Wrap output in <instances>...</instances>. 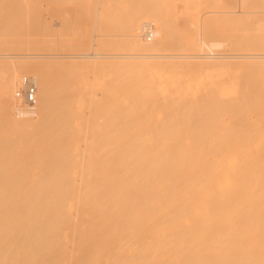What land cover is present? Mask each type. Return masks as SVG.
I'll use <instances>...</instances> for the list:
<instances>
[{
  "label": "bare ground",
  "instance_id": "obj_1",
  "mask_svg": "<svg viewBox=\"0 0 264 264\" xmlns=\"http://www.w3.org/2000/svg\"><path fill=\"white\" fill-rule=\"evenodd\" d=\"M76 1L0 0V264H264V0Z\"/></svg>",
  "mask_w": 264,
  "mask_h": 264
},
{
  "label": "rangeland",
  "instance_id": "obj_2",
  "mask_svg": "<svg viewBox=\"0 0 264 264\" xmlns=\"http://www.w3.org/2000/svg\"><path fill=\"white\" fill-rule=\"evenodd\" d=\"M84 1H85V0H83V1H82V0H78V1L75 2L76 4H72V5L69 4V5H66V8H67V14L69 15V17L71 18V21H72L74 24H75L76 22H75V18H73V17H77V14H78V13L80 14V11H79L80 8H79L78 4H79L80 2H84ZM128 1H129V0H128ZM131 1H132V0H131ZM131 1H129V2H131ZM134 1H135V0H133L132 2H134ZM141 1H143V0H140V2H141ZM144 1H147V0H144ZM149 1H150V2L147 3V5L152 4V2H151L152 0H149ZM156 1H157V0H156ZM167 1H169V0H167ZM125 2H126V1H125ZM125 2H124V4H122L121 6L119 5V7H120L119 9H116L117 7H114V10H115V11H118V10L120 11L119 13H118V12H115V11L110 12V13H113L112 16H113L114 14L116 15L115 17H112V16H111L113 19H114V18L116 19L117 16H118L119 18L122 17L121 19L123 20V19H124V16H125L124 13H126V15H127V18L125 17L126 19H128L129 16L132 15L131 12L133 11V8L128 7V2H126V3H125ZM132 2L129 3V5L131 4L130 6H132ZM135 2H136V3H135ZM135 2H134L135 4H139V3H138V0H136ZM147 2H148V1H147ZM142 4L144 5V4H146V2H145V3H144V2L141 3V6H140V5H139V6L137 5L138 7H136V8H140V7H142V6H143ZM153 4H154V3H153ZM59 5H60V4H59ZM75 5H76V6H75ZM49 6H51V5H49ZM62 6H64V5H60V6H58V7H62ZM134 6H135V5H134ZM134 6H132V7H134ZM145 6H146V5H145ZM145 6H144L143 8L138 9V10H134L135 12H133V13H134V14L137 13V16H139L140 14H142V13H140V12H142V9H143V11H144ZM71 7H72V9H71ZM127 7H128V8H127ZM146 7H147V6H146ZM5 8H6V7L4 6V8H3L4 10L1 9V10H2V14H1V15H2L1 17H2V18H1L0 20H2V21H0V33H1L2 31H4V26H3V25H4V22H3L4 19H3V17L5 16V13H4V12L6 11ZM136 8H134V9H136ZM77 9H78V10H77ZM121 9H122V11H121ZM128 9H132V11L130 12V10L128 11ZM75 10H76V11H75ZM124 10H127V11H125V12L123 13ZM3 11H4V12H3ZM138 11H139V12H138ZM76 12H77V13H76ZM114 12H115V13H114ZM121 12L124 14V16L122 15ZM116 13H117V14H116ZM129 13H130V15H129ZM74 14H75V15H74ZM73 15H74V16H73ZM120 15H121V16H120ZM45 16H46V15H45ZM47 17H48V16H47ZM53 17H54V19H52V20L50 19V20H49V21L51 22V24H52V25H55V24H56L55 22H57V24H58V22L60 21V17H59V16H56V15L53 16ZM53 17H52V18H53ZM56 17H57V18H56ZM45 18H46V17H45ZM55 18H56V19H55ZM119 18H118L117 20H119V22L123 23ZM115 19H114V21L116 22L117 20H115ZM58 20H59V21H58ZM87 20H88V19H87ZM114 21L112 22L113 24L111 23L112 25H114V23H115ZM88 22H89V21H88ZM117 22H118V21H117ZM117 22H116V23H117ZM222 22H223L224 24L228 22V23H227V27H226V25L224 26V25L222 24ZM231 22H232V21H231ZM231 22H229V20L226 21V22H224V20H223V21H221V20H216V22L213 24L214 27H215V24H216V28H213V30H212V32H213L212 34H213L214 36H216L215 38H217V37L220 38V37H221V39H222V36H221V35H224V36H225V35L228 33V36H229V37H228L227 35H226V36H227L229 39L231 38V41H233L234 39H236L235 36L231 34V33H233V34H235V35L237 34L236 29H235L236 27H235V25H234L233 22H232V25H231ZM54 23H55V24H54ZM124 23H126V22L124 21ZM229 23H230V24H229ZM57 24H56V25H57ZM228 24L231 25V26H229ZM120 25H121V24H120ZM120 25H118V26H120ZM174 25H175V23H174ZM73 26H74V25H73ZM114 26H115L114 29H116V26H117V25H114ZM118 26H117V27H118ZM176 26L178 27L177 24H176ZM173 27H174V26H171V28H172L173 30L175 29V30L178 31V33L181 32V34L183 33V28H182V27H181V28H182L181 30H180L179 28H176V27L173 28ZM228 27H229V28H228ZM232 27H233V28H232ZM43 28H44V27H41L40 30H39V28H38V32H39V33L37 32V33L39 34L38 37H39V36H43V37H45L44 35H45L46 33H45V31H44ZM42 29H43V30H42ZM54 29H55V28H54ZM217 29H219V30H217ZM214 30H215V31H214ZM32 31H34V30H32ZM36 31H37V30H35L34 32H36ZM217 31H218V32H217ZM233 31H235L236 33H234ZM219 32H220V33H219ZM225 32H226V33H225ZM21 33H23V31H22V30H19V31H18V35H22ZM221 33H222V34H221ZM224 33H225V34H224ZM175 34H176V31H175ZM220 34H221V35H220ZM176 35H177V34H176ZM219 35H220V36H219ZM231 35H232L233 37H232ZM2 36H3V37H2ZM34 36H35V35H34ZM226 36L223 37V38L227 40L228 38H227ZM230 36H231V37H230ZM5 37L7 38V37H11V36H10V35H5V36H4V35H0V38H5ZM39 38H42V37H39ZM231 41H229V42H231ZM235 53H236V52H235ZM237 53H241V52L237 51ZM256 53H257V52H256Z\"/></svg>",
  "mask_w": 264,
  "mask_h": 264
},
{
  "label": "built area",
  "instance_id": "obj_3",
  "mask_svg": "<svg viewBox=\"0 0 264 264\" xmlns=\"http://www.w3.org/2000/svg\"><path fill=\"white\" fill-rule=\"evenodd\" d=\"M155 35L151 26H146L143 38L147 42H151ZM37 85L34 79L27 77L24 79L23 89L17 94V102L14 109L18 116L32 115L37 105Z\"/></svg>",
  "mask_w": 264,
  "mask_h": 264
}]
</instances>
